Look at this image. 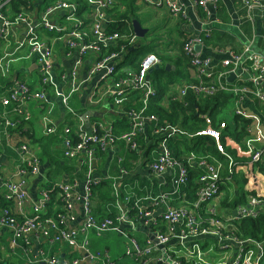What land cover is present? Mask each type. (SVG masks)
Segmentation results:
<instances>
[{
	"label": "built area",
	"instance_id": "2783aa9c",
	"mask_svg": "<svg viewBox=\"0 0 264 264\" xmlns=\"http://www.w3.org/2000/svg\"><path fill=\"white\" fill-rule=\"evenodd\" d=\"M142 1L156 6L165 5L175 18H188L185 6L175 0ZM237 1L245 9L246 18L250 22L254 23L256 16H264V0ZM216 2L217 0H195V5L209 19L211 6L215 8ZM114 3L115 0H56L39 10L38 18L23 11L11 19L6 18L2 11L7 1L0 0L2 32L6 37L10 35L11 27L25 26L26 44L30 48V54L36 58L40 85L39 90H33L20 80L13 81L10 92L2 98L5 109L1 114L0 132L8 135L22 120H29V114L23 108L26 101L34 100L50 113L55 107L54 99L58 100L68 116V121L73 122H66L62 132L64 158L81 159L86 173L83 194L76 191V183L71 181L72 178L55 186L54 195L57 194L62 205V210L55 216H43L41 212L53 202V195L49 190L44 191L33 209L34 215L29 216L23 209L28 195V176L39 173L40 160L28 145H20V159L15 171L10 178L2 179L3 198L10 205L0 209V226L11 234L10 248L16 255L19 252V259L24 264L40 261L59 264L56 258L47 256L43 249H38V254H34L31 237L35 236L39 243L41 240L50 245L67 243L74 249L87 252L85 256L81 254V259L74 260L73 264H79L86 259L93 260V264H116L103 253L89 254L88 245L92 232L101 236L109 231H117L128 237L125 255L138 264H148L153 258L158 264H264V241L243 239L239 235V224L242 220L257 219L264 214V192L258 194L252 191L247 199L241 198L237 184L242 175L246 174L236 171L237 166L249 165L253 172L256 165H264L262 117L240 107L235 108V114L249 120V125L248 135L240 143L231 140L234 147L226 143L234 150V157L222 142L221 131L226 127L223 122L216 130L211 119L207 118L205 129L189 133L174 124H161L158 116L147 114L149 100L155 96V89L147 78L150 70L160 64V59L157 54L149 53L142 59L137 70L119 69L126 54L137 49L139 44L134 32L126 35L108 30V10ZM56 17L61 18L62 22H55ZM42 29L55 34L58 40L63 39L65 55L71 61L68 70H55L52 47L41 40ZM203 36L209 35L202 33L189 36L184 42V54L195 71L196 80L182 85L174 99H183L189 95L210 98L218 93H226L233 96L236 105L241 104L243 97H250L264 105V61L256 59L257 56L252 55L249 48L241 52L229 50L221 68L215 69L212 60L203 57L195 49L196 46L204 45ZM120 42L123 44L118 50L109 52L111 47H116ZM90 57L93 62L84 69L85 62ZM4 63L6 59H1L0 68L7 66ZM252 63H256L254 67L251 66ZM119 72H124L125 75L116 79ZM232 74L234 80L228 82ZM89 82H95V92L89 103L96 105L101 102L97 97L98 92L102 98L109 97L115 107L126 111L127 131L116 135L114 125L102 120L87 128L85 116L71 105V101ZM132 92L140 94L139 109L132 106L125 108L128 95ZM184 105L187 106L188 103ZM11 115L21 119L14 120ZM44 121L46 134L56 135L59 129L57 130L55 123L48 117H44ZM149 130L159 140L156 159L148 168L160 178L161 192L156 196L140 199L130 195L121 196L115 188V214L98 218L92 210L91 200L93 187L104 180L96 171L101 154H108L119 142L125 151L139 153L142 150L141 137H147ZM182 136L212 138L219 156L223 159L210 154L197 156L194 153L186 156L184 160L174 158L171 155L170 141ZM117 160L120 166L121 159ZM193 165L199 167L202 173L196 179L198 187L194 199L191 200L186 188ZM120 171L123 175L129 174L127 169L122 168ZM249 181L257 185L258 178L252 173L247 182ZM164 186H169V189H164ZM232 199L239 200L231 205ZM77 203L82 204L85 220L81 228L72 229L68 224L74 218ZM160 207L162 210L157 213L156 210ZM138 222L147 230L143 243L126 234L119 226L127 223L133 230ZM213 245L222 254L215 253Z\"/></svg>",
	"mask_w": 264,
	"mask_h": 264
},
{
	"label": "crops",
	"instance_id": "0c3cea01",
	"mask_svg": "<svg viewBox=\"0 0 264 264\" xmlns=\"http://www.w3.org/2000/svg\"><path fill=\"white\" fill-rule=\"evenodd\" d=\"M5 1H7V4L3 9H5L6 12H3V14L6 18H11L12 8L10 7L11 4H9L11 0ZM175 1L185 6L187 10V19L173 17L165 5H151L142 0H119L118 2L115 0V4L117 3L118 5H114L112 7L113 9L111 8L112 10H108V15L111 10L109 15L111 17L109 19L113 18L114 20L120 14L130 12L138 17L134 20H138L143 28L146 29L148 28L143 25L145 19L142 20L140 17L143 9L152 8L155 11V16L162 19V25L158 26V30L161 29V38L163 40H160L163 43L159 41V44L162 43L163 46L166 47L165 56L172 60L171 63L165 65V67L167 65L170 66L169 71L165 70L167 72H175L178 69L177 72H179L177 78L179 83L177 87H174L175 90H173L172 93L176 92L178 94L182 85L196 80L195 71L190 66L186 55L184 56L187 58V61L183 59V62L180 63L182 58V46L184 45L185 39L189 36H198L202 35V33H207L209 35V39L202 46L200 53L203 57H208L212 60V65L215 69L221 68V63L223 60L227 59V51L229 50L241 52L249 48V52L257 56L256 59L264 61V16H256L255 22L252 23L246 18L245 9L237 0H217L216 7L213 8V6H211V15L208 19L202 10L195 5V0ZM39 10V7L32 8V5H28L25 12L38 18ZM54 21L62 22V19L56 17ZM149 31L150 29H148V32ZM9 33L10 35L5 37L2 32V22L0 21V60L6 59L7 64V66L4 65L3 68H0V121L1 114L5 109L2 105V98L10 92L13 81L20 80L29 85L33 90L40 89L38 64L36 58L30 54V48L26 44L25 26H13L10 28ZM40 36L43 42L52 47L55 70L57 72L68 70L71 61L65 55V43L63 39L58 40L55 34L47 32L45 29L40 31ZM32 58L33 60H30ZM20 62H23V64L18 67L17 64ZM92 62V57L88 58L85 62L84 69H87ZM177 62H179L178 67L175 65ZM255 64L256 63H252L251 66L254 67ZM123 69L126 70L127 68ZM9 71L13 73V77L11 79H6L5 72L8 73ZM34 73L38 76L34 81L29 82L23 78V74L28 77L30 74L34 75ZM233 80L231 82H233ZM6 82H10L9 85H5ZM94 83L95 82H89L83 86L81 93L76 95L78 101H74L73 106L77 111L82 109L81 114L83 117L85 116L84 122L87 128H90L94 122L102 120L112 123L116 131L117 127L115 124L125 116L126 111L120 107H115L113 101L109 97H100L99 92L97 97L101 99V102L96 105L90 104L89 99H91V96L95 92ZM227 95L230 96V94ZM54 102L55 107L51 109L49 113V110L40 107L38 102L34 100L26 101L23 108L29 114V120H22L19 124L22 127L18 129L19 126H17L15 129H11L8 135H3L0 132V198L3 197L4 193L2 186L3 177L10 178L19 162L20 155L18 148L20 145H28L32 153L37 155L40 160L39 173L34 176H28V195L23 204V209L29 216L34 215L33 209L39 203L45 190H51L53 188L52 191H54L57 184L67 179L72 178L71 181L76 183V191L80 194L84 193L86 173L83 168L84 166L82 167L81 164L77 163L81 161V159L68 160L65 159L63 155L62 132L68 120V116L60 102L55 99ZM129 103H134V105L139 104L138 101H133L128 98L127 104ZM79 104L81 106H79ZM218 106L220 112L217 115V120H221L226 126L237 116L235 114V108L237 107L251 114L260 115L264 121V105L250 97H243L241 104L236 105L231 95V98H229L227 102L222 100L221 104ZM8 109H10V107ZM14 116L15 115H11V117ZM44 117H48L55 123L57 130L59 129L56 135L46 134ZM19 119L21 118L19 117ZM148 135L152 136L151 130L147 132V136ZM247 135L248 131L245 136ZM225 137L227 138L226 143L228 145H233L231 137ZM157 150V147H152L149 149L148 153L145 150H141L139 153L133 154L125 151L122 144L119 142L113 150L108 154H104L105 156L99 159L97 162V174H100L104 178L103 181L110 182L111 192L110 198L109 195L107 197L108 193L106 191L98 195L96 194L94 197L92 196V210L94 214H97L98 218L103 219L109 217L111 214H115V188H117L121 196L130 195L140 199L153 197L161 192V188L159 187L160 178L155 176L148 168L149 164L156 159ZM118 158L121 159V163L120 166H117L118 169H116L114 163ZM122 164H124L125 167H123ZM122 168L127 169L129 174L123 175L120 171ZM50 193L53 195V202L48 204L41 211L42 215L48 217L55 216L57 212L62 210V205L57 198V194L54 195V192ZM2 208L3 207H0V209ZM161 210L162 207L157 208L156 212L159 213ZM84 220L85 216L82 204L77 203L75 205L74 218L69 222L68 226L72 229H79L83 225ZM119 226L121 230L129 236L132 235L141 241L146 240L147 230L141 223H136L135 229L133 230L127 223H121ZM117 237L125 241L123 242L122 240V242L125 243L126 250L128 237L124 234L117 231H109L101 236L93 232L90 233L88 253L93 255L100 252L111 261L117 260L120 254L119 238ZM10 242L11 234L0 226V264H24L19 259V252H17L18 255H16L10 248ZM31 243L34 250L36 248L43 249L47 256L56 258L59 264H73L74 260L81 259V254H84V256L87 254V252L72 248L67 243L50 245L44 240H41L39 243L35 236L31 237ZM40 262L34 264H40ZM79 264H93V260L86 259L79 262ZM148 264H158V262L153 258Z\"/></svg>",
	"mask_w": 264,
	"mask_h": 264
},
{
	"label": "trees",
	"instance_id": "16d2710c",
	"mask_svg": "<svg viewBox=\"0 0 264 264\" xmlns=\"http://www.w3.org/2000/svg\"><path fill=\"white\" fill-rule=\"evenodd\" d=\"M54 1L56 0H41L40 2L39 0H11V2H9V4H11L10 7L12 8L11 19L16 17L19 13L26 11V7L28 5H32V8L39 7V9L41 10ZM71 1L80 2V0H71ZM118 1L119 0H117V2ZM114 5L117 6L118 4L114 3ZM111 10L109 11V15ZM2 11L6 12L5 9H3ZM110 17L111 16H109V18ZM137 18H138L137 16L131 14L130 12L120 14L116 18L117 20L116 19L114 20L113 18L110 19L108 30L110 32H118L126 35L132 34L133 33L132 21ZM203 38H204L203 43L205 44L206 41L209 39V37L203 36ZM121 44H123V42L117 44L116 47H111L109 49V52L118 50ZM158 45H159L158 50L156 51L154 46L150 45L148 48H146V46L139 44V47L129 52L128 55L126 54L125 60L121 61L119 64L120 70L123 68L137 70L139 68L142 59L149 53H155L159 56L160 68L155 69L150 74V80L155 89V96H153L149 100L147 114H154L158 116L159 122L161 124H166V123L174 124L181 127L182 129H184L189 133H196L205 129L207 125L206 119L210 118L213 123V128L218 130L220 128L219 123L221 122V120H217V115L220 112V108H218L219 107L218 105L221 104L222 100L227 102L228 99L231 98V95L229 96L227 94L218 93L216 96L210 98H195L194 96L189 95L183 99H174L177 93L176 92L172 93V92L173 90H175L174 87H177V84L179 83L177 79L179 72H177L178 69L175 72H167L165 70V65L171 63L172 60L171 58L165 56L166 47L163 46L162 43ZM181 53H182V58L180 63L183 62V59L187 61L188 58L184 56L185 54L183 49ZM175 65L178 67L179 62L175 63ZM124 75H125L124 72H119L118 75H116V79H119ZM9 83L10 82H6L5 85H9ZM139 97L140 94L138 92H132L128 95V98L133 101H138ZM74 101L75 102L78 101V98L76 96L71 101L72 106ZM185 103H188V105L185 106L184 105ZM79 106L81 105L79 104ZM130 106L139 109L140 104L132 105V103H130L127 104L125 108H128ZM81 111L82 109H80L78 112L81 114ZM13 119L18 120L19 117L14 116ZM67 123L73 124L71 120L69 121L67 120ZM115 125L117 127L116 135H120L121 133L127 131L128 123L126 116H123L122 119L118 120V122ZM248 125H249V120L236 116L233 118V121L227 124V126L221 131L222 142L224 143V146L226 147L227 151L231 153L234 157H236V154L232 149V147L227 146L225 136H229L234 142L240 143L241 140L244 138V136L247 134ZM18 126H19L18 129L22 127L21 125ZM158 140H159L158 137H153L150 135H148L147 137L143 136L141 137L140 148L148 153L150 148L157 147ZM170 148H171V155L179 160H184L186 156L190 155L191 153H194L197 156H205L207 154H210L212 156L219 157L221 160L223 159L222 156H219V152L215 147V141L210 137L199 136L197 138H189L186 136H182L171 140ZM101 155L102 157L105 156L104 154ZM77 163L81 164V166L83 167L81 161H78ZM118 165L119 163L118 160L116 159L114 163L116 169H118L117 167ZM122 166L125 167L124 164H122ZM258 170L259 172L264 173V165H259ZM201 173L202 171L199 167L193 165L190 168L189 185L186 188V190L188 191V196L189 199L191 200L194 199V193L196 192L198 187V184L196 183V179ZM241 180L247 182L248 177L246 175H242ZM164 189L168 190L169 186H164ZM48 190L50 192H54L52 191V189L51 190L48 189ZM110 190H111L110 182L103 181L101 182L100 185L93 187V197L96 194L98 195L106 191L108 193L107 197L109 195L110 198V192H111ZM227 194L229 195L228 192ZM238 200L239 199L235 200V202H237ZM8 205L10 204H8L5 201V199L1 197L0 207H6ZM95 215L97 216V214ZM110 216H113V214L109 215V217ZM239 235L243 239L250 238L258 242L264 241V214H262L257 219L242 220L239 224ZM141 243H143V241H141Z\"/></svg>",
	"mask_w": 264,
	"mask_h": 264
},
{
	"label": "rangeland",
	"instance_id": "374dc122",
	"mask_svg": "<svg viewBox=\"0 0 264 264\" xmlns=\"http://www.w3.org/2000/svg\"><path fill=\"white\" fill-rule=\"evenodd\" d=\"M140 17L142 18V20L145 19V22H147V23L144 22L143 25L145 27H147L148 29H150V31L143 38L137 37L138 43L146 46V48H148L150 45L154 46L156 51H157L158 46H159L158 45L159 41L162 42L161 40H163L161 38V34H162L161 29L158 30V26L162 25V19H159L160 17L155 16V11L152 8L143 9ZM166 37H168V36H166ZM30 60H33V58ZM4 64H6V63H4ZM22 64H23V62H20L17 64V66L20 67ZM5 74H6V76H5L6 79H11L13 77V73H11L10 71L8 73L5 72ZM23 78L25 80H28L29 82H31V81L36 80L38 78V76L36 73H34V75L30 74V76H28V77L25 74H23ZM236 171L239 174H246L248 177V180L250 179V175L252 173H254V175L258 178L257 185H255L253 182H250V181L249 182H244V181L238 182L237 190L240 193L239 195L241 198L247 199L248 196L252 194V191H255V193H258V194L264 192L263 174L261 172H259L257 165L254 167L253 172L251 171L249 165H243L241 167L237 166ZM228 197H229V195L226 194V200H228ZM234 202H235L234 199L230 200L231 205H234ZM117 238H119V237H117ZM122 240L119 238V250H120L119 253L120 254L118 255L119 258H117V260H114V261L116 262V264H138L137 262H135L134 260L130 259L129 257H127L125 255V243H123L125 241L123 240V242H122ZM213 248H214L215 253L222 254V251L219 248H217L216 245H213ZM216 261L218 262L219 259H217Z\"/></svg>",
	"mask_w": 264,
	"mask_h": 264
},
{
	"label": "water",
	"instance_id": "95a60500",
	"mask_svg": "<svg viewBox=\"0 0 264 264\" xmlns=\"http://www.w3.org/2000/svg\"><path fill=\"white\" fill-rule=\"evenodd\" d=\"M132 26H133V32L135 33V35H136L138 38H143V37H145L146 34L148 33V29L143 28V26L139 23L138 20H134V21L132 22ZM201 48H202V46H196L195 49H196L197 52H200V51H201ZM159 68H160V65H156L152 70H150L149 75H150L155 69H159ZM165 69H166L167 71H169L170 66L167 65V66L165 67ZM233 78H234V74H232V75L228 78V82H231V81L233 80ZM147 79L150 80V76H148ZM34 254H35V255L38 254V248H36V249L34 250ZM40 264H46V262H40Z\"/></svg>",
	"mask_w": 264,
	"mask_h": 264
},
{
	"label": "bare ground",
	"instance_id": "6f19581e",
	"mask_svg": "<svg viewBox=\"0 0 264 264\" xmlns=\"http://www.w3.org/2000/svg\"><path fill=\"white\" fill-rule=\"evenodd\" d=\"M43 216H46V215H43Z\"/></svg>",
	"mask_w": 264,
	"mask_h": 264
}]
</instances>
